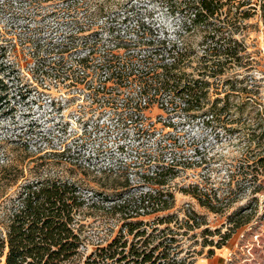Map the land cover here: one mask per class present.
I'll list each match as a JSON object with an SVG mask.
<instances>
[{"label": "rangeland", "instance_id": "374dc122", "mask_svg": "<svg viewBox=\"0 0 264 264\" xmlns=\"http://www.w3.org/2000/svg\"><path fill=\"white\" fill-rule=\"evenodd\" d=\"M185 1L0 0V167L11 165L13 175L18 166L30 181L55 176L79 187L88 206L79 218L82 246L70 264L98 262V249L119 231L125 234L126 217L150 229L166 215L173 220L165 235L178 241L187 262L264 264V172L256 164L264 149L251 141L255 125L264 128V0L240 8L248 18L235 37L248 66L232 76L243 92L229 97V114L219 118L173 111L164 95L149 101L128 75L149 67L144 57L165 41L168 48H190L193 63L186 72L196 76L202 32L185 16ZM107 54L117 58L106 63ZM85 57L89 64L80 65ZM83 68L94 80L115 70L126 81L102 84L103 90L94 80L89 89L72 88L67 75ZM172 160L181 167L169 179ZM156 181H167L170 211L140 209V197L162 189ZM20 184L0 192V229ZM194 187L215 212L182 192ZM190 214L200 227L175 224ZM104 263L134 264L131 258Z\"/></svg>", "mask_w": 264, "mask_h": 264}, {"label": "trees", "instance_id": "16d2710c", "mask_svg": "<svg viewBox=\"0 0 264 264\" xmlns=\"http://www.w3.org/2000/svg\"><path fill=\"white\" fill-rule=\"evenodd\" d=\"M29 1L34 5L74 3V0ZM246 1L186 0L185 16L202 32L203 49L196 61V76L186 72L193 63L194 53L190 48L176 44L168 48L165 41H161L152 53L144 57L150 66L141 70L137 77L133 72L128 74L136 78L140 95L146 96L149 101L164 95L167 97L166 104L173 111L203 113L212 118L229 114V97L243 92V89L237 88V81H233L232 76L238 68L248 66L244 62L247 55L245 47L235 37L241 21L248 18L246 13L240 11ZM105 58L106 63H110L117 57L107 54ZM122 74L121 71L115 72L118 78H122ZM220 103L221 106L218 105ZM137 106L134 109L137 110ZM251 141L264 149V128L261 123L255 125ZM256 164L264 172V157H258ZM178 167H181V163L172 160L165 170V173H172L169 179L175 178L174 170ZM0 168V182H3L0 185L1 194H5L8 187L21 182L1 223L0 259H4V264H70L82 246L79 218L88 206L79 187L55 176L27 180L23 171L17 170L18 166L13 175H10L11 165ZM163 172L157 175L161 176ZM154 185L162 189H155L140 197V209L147 208L151 213L170 211L174 206V197L170 191L164 190L167 181H156ZM196 190L194 187L191 191L182 192L190 194L201 206L215 212L211 203L202 201ZM187 218L175 224L188 230L200 227L193 214ZM133 219L132 216L126 217L125 234L123 230L119 231L106 247L98 249V262L106 264L105 261L120 262L131 258L134 264H191L180 257L178 241L165 235L172 232L168 227L172 223V215L156 218L150 229L146 222ZM159 225L167 227L158 230ZM128 236H132L131 241ZM155 241V245H151ZM211 255L212 252H209ZM98 262L93 261L92 264Z\"/></svg>", "mask_w": 264, "mask_h": 264}, {"label": "built area", "instance_id": "2783aa9c", "mask_svg": "<svg viewBox=\"0 0 264 264\" xmlns=\"http://www.w3.org/2000/svg\"><path fill=\"white\" fill-rule=\"evenodd\" d=\"M78 63H80V65H82V64L86 65V64H89V61L85 57V58H82L80 61H78ZM85 70L86 69L83 68L82 70H79V72L76 71V73H74L72 76L70 74L67 75L66 79L69 82H71L69 84H72V86H71L72 88H73V86H75L76 88L79 87V86H84V87H88V89H89V88H91L89 86H91L93 84V82L95 81L96 82L95 87H97L96 89L103 90L102 84L118 85L119 83H124L126 81V80H122V78L120 79V78L116 77L115 76V72H116L115 70L111 71L110 73H108L106 75V77H104V81H99L100 78L94 80V79H92L91 76L87 77ZM112 73H114V74H112ZM93 89H94V91L96 90L95 88H93Z\"/></svg>", "mask_w": 264, "mask_h": 264}]
</instances>
